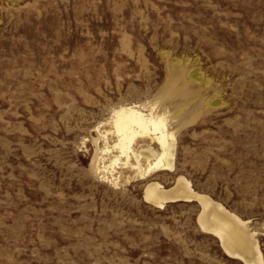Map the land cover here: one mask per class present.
Returning <instances> with one entry per match:
<instances>
[{"label":"rangeland","instance_id":"rangeland-1","mask_svg":"<svg viewBox=\"0 0 264 264\" xmlns=\"http://www.w3.org/2000/svg\"><path fill=\"white\" fill-rule=\"evenodd\" d=\"M130 104L167 117L174 169L126 180L122 157L114 184ZM178 175L264 257V0H0V264H244L198 202L144 201Z\"/></svg>","mask_w":264,"mask_h":264},{"label":"bare ground","instance_id":"bare-ground-1","mask_svg":"<svg viewBox=\"0 0 264 264\" xmlns=\"http://www.w3.org/2000/svg\"><path fill=\"white\" fill-rule=\"evenodd\" d=\"M114 128L117 135L114 147L118 155L109 164L101 166L103 171L109 173L112 183L117 184L122 178L120 171L114 173L115 165L119 164L122 157L121 166L134 172L127 175L126 180L142 179L151 172L174 169L175 132L170 129L164 114L146 113L138 104L121 106L114 113ZM140 137L154 139L158 149L148 145L136 150L133 144ZM142 157L145 158V163H142ZM143 199L157 207L178 200L198 202V224L204 231L218 238L227 255L240 259L244 264H264L263 253L255 236L256 231L249 228V219L239 217L221 202L196 191L185 176H176L173 184L168 187L157 180L147 181L143 189Z\"/></svg>","mask_w":264,"mask_h":264}]
</instances>
